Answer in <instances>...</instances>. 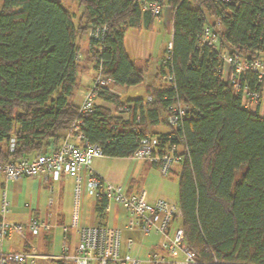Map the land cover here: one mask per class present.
I'll use <instances>...</instances> for the list:
<instances>
[{
    "label": "trees",
    "instance_id": "1",
    "mask_svg": "<svg viewBox=\"0 0 264 264\" xmlns=\"http://www.w3.org/2000/svg\"><path fill=\"white\" fill-rule=\"evenodd\" d=\"M76 1L78 22L62 0H0V161L59 147L80 120L86 139L111 157H132L143 137L159 135L162 145L189 151L173 173L197 264H264V115L261 103L256 110L242 105L222 72L225 52L264 60V0H167L173 51L167 63L164 55L156 61L157 78L170 71L176 88L149 85L151 99L102 95L118 107L127 103V114L96 103L86 117L74 102L79 39L106 25L101 39H89L94 67L120 87L138 85L151 62L132 60L125 36L129 29L153 30L159 17L138 0ZM206 25L217 34L215 45L202 42ZM241 83L262 96L257 72L244 73ZM175 100L188 107L179 126L168 122ZM97 201L104 216L108 198Z\"/></svg>",
    "mask_w": 264,
    "mask_h": 264
},
{
    "label": "built area",
    "instance_id": "2",
    "mask_svg": "<svg viewBox=\"0 0 264 264\" xmlns=\"http://www.w3.org/2000/svg\"><path fill=\"white\" fill-rule=\"evenodd\" d=\"M144 10L151 11L157 17H161L167 5V0H138ZM217 27L221 23L217 21ZM108 31L106 25L93 26L88 30V38L99 40ZM173 39V28L171 30ZM172 39L166 46L163 62L171 59L173 51ZM202 42L209 45L217 43V34L210 25H206L201 33ZM99 49H101L99 47ZM223 79L230 81L237 92H241L242 105L248 109L256 110L262 96L257 91H251L248 86L241 83L244 73L254 71L259 79H264V60L262 58L247 59L229 52L223 53ZM165 85L176 88L174 74L170 71L164 75ZM118 85L114 79L106 75L101 66L95 68L92 83L88 88L82 102L79 104L78 113L86 117L94 111L96 99L102 95H118ZM104 101L113 106L115 113L127 114V103L117 107L115 103ZM151 99V96L149 97ZM188 107L180 100H175L169 107L168 122L173 126H179L188 114ZM178 147L164 146L159 135H147L140 140L138 148L132 155L133 159L149 161L155 164L163 175H169L181 163L184 153ZM105 156L101 144L89 142L81 128V120L73 123L64 133L59 147L48 152L35 153L17 161H0V173L8 179L24 177H37L47 174L57 181L64 175L76 178V200L73 205L72 224L63 226L65 237L70 229L78 227L81 213L80 193L82 189L81 170L89 169L87 188L95 192L97 196L104 194L108 203L116 202L127 209V230L139 231L144 235L151 233L161 234L160 250H152L148 253V264H197V257L186 241L185 230L180 205L178 202L158 199L151 202L147 199L145 190L128 193L126 188L114 185L96 174L90 169L94 158ZM53 187H51V190ZM52 202L50 201V204ZM8 207L6 203L2 207L0 218V264H37L38 253L35 248L27 251H4V240L13 233L26 237L29 230L37 235L42 231H50L54 226L49 220H41L33 217L27 224L14 222L6 218ZM79 237L73 250L66 245L62 252V258L72 264H143L144 260L132 254L135 244L133 238L125 242L127 252H122V229L109 225H96L80 227Z\"/></svg>",
    "mask_w": 264,
    "mask_h": 264
},
{
    "label": "crops",
    "instance_id": "3",
    "mask_svg": "<svg viewBox=\"0 0 264 264\" xmlns=\"http://www.w3.org/2000/svg\"><path fill=\"white\" fill-rule=\"evenodd\" d=\"M161 23L168 28L172 39L171 30L173 28V20L169 6L166 7L161 17L156 19L153 30L155 29L156 24ZM130 30L131 29L127 31L125 36V48L127 54L132 60L139 62H151L149 57L144 56L140 58H132L130 55L127 48L128 33ZM83 36L84 37L79 39V60L82 64V70L79 72V78L82 82V86H84V91L82 92L79 102L76 103L74 101L78 105L82 102L95 74L94 62L89 51V38L86 35ZM152 65L153 62L147 70V73L150 72L149 76L151 83L145 84L146 98L150 96L147 89L149 85L157 86V83L160 80L158 85L160 87V83H162L160 78L157 79L158 66L154 65L152 67ZM150 68L154 69L151 71ZM146 81L147 77L145 82ZM98 99V102L96 100L97 104L105 106L109 105V103L104 101L102 98ZM260 114L264 115V90L262 93ZM161 131L167 132V129L165 127H161ZM2 144L3 143H0V145ZM100 158L102 157L94 158L90 165V169L106 181L114 185L125 187L128 193L145 190L144 181L150 176H153V173L157 172L159 169L155 164L149 161L136 160L132 157L108 156V159L105 161V165H102L101 160H98ZM108 164L119 169V173L116 174L114 171L106 168V165ZM178 168L179 166H177L174 171H177ZM171 174H174L173 171ZM88 175L89 169L84 167L80 172L82 189L79 199L81 213L78 220V227L70 229L69 233L65 237L63 226H69L68 216L70 214V209L64 210L62 208V200L69 195V208H72V203L74 205L76 200L77 184L75 177L71 175H64L60 180L55 181L50 175L42 174L37 177L8 179L3 173H0V218L3 215V204L6 203L8 207L6 218L11 221L27 224L33 217H35L41 220H49L54 225L50 231H42L37 235L33 234L29 230L26 231V237H21L19 234L13 233L4 240L3 250L27 251L31 248H35L38 253L37 264H72L62 258V252L65 245L69 247L70 250H73L79 237V228L84 226L109 225L121 228L122 234L127 233L129 236L131 235L124 240L122 239V252L125 253L128 250L125 244L126 240L128 238H133L135 244L132 254L144 260L143 264H148V253L152 250H160L161 239H159L156 243H153L152 240H150L153 233L144 235L139 231L127 230L126 224L128 222L129 215L127 209L119 203H108L105 215L99 216L97 212L98 196L95 192H91L87 188ZM51 187H53L52 190ZM145 191L147 193V199L151 202L161 198L172 201L171 194L167 192L168 190L166 189L164 182H161L155 190ZM50 201L52 202L51 204Z\"/></svg>",
    "mask_w": 264,
    "mask_h": 264
},
{
    "label": "rangeland",
    "instance_id": "4",
    "mask_svg": "<svg viewBox=\"0 0 264 264\" xmlns=\"http://www.w3.org/2000/svg\"><path fill=\"white\" fill-rule=\"evenodd\" d=\"M62 2L72 12L75 13V19H76V22H78L81 16V13H82V8L80 9V7H78L77 1L76 0H62ZM86 36H88V33L86 34ZM82 37L84 36L82 35ZM170 40H171V35L168 31V28H166V26L161 23V24H156L154 30L131 29L128 33L127 48L132 58H140L144 56L149 57L151 60V63L153 62V65H152L153 67L154 65H156V61L159 60L162 57V55L165 54L166 46L170 42ZM152 69L154 68H150L151 71ZM149 73L150 72L146 74L147 81L145 83H142L136 86H131L130 88L119 86L118 91L122 93V96H121L122 99L135 98V97L146 98L145 84L151 83ZM160 79L162 80V83H160V86H165L164 75L161 76ZM159 82L160 80L158 81L157 86L159 85ZM83 89H84V86H82V82H80V86L77 89L76 95L74 97V101L76 103L79 102L82 92L84 91ZM96 100L98 102L99 99L97 98ZM258 103H261V101ZM107 107H110L112 111L115 112L114 110L115 108L113 109L112 105L109 104ZM106 159H108V156H102V158L98 160H101V164L105 165ZM106 168L114 171L116 174L119 173V169H117L116 167L110 166L109 164L106 165ZM161 182L165 183L166 189L168 190L167 192L171 194L172 201L177 202L178 201V178L176 174L163 175L161 171L158 169L157 172L153 173V176H150L147 180L144 181V185H145L144 188L145 190H148V191L155 190V188L158 185H160ZM73 200H74V197H73ZM48 202H49V199H48ZM69 207H70V200H69V195H68L62 200V208L64 210L70 209V214L68 216V220H69L68 225L70 226L72 224V217H73V203H72V208H69ZM130 236L127 233H123L122 239L124 240ZM159 239H161V234L159 233H153L150 237V240H152L153 243H156Z\"/></svg>",
    "mask_w": 264,
    "mask_h": 264
}]
</instances>
